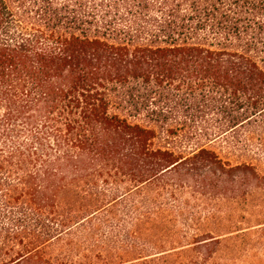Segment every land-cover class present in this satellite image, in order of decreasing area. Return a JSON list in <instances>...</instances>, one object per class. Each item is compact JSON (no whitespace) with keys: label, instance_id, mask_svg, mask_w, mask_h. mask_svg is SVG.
<instances>
[{"label":"trees","instance_id":"obj_1","mask_svg":"<svg viewBox=\"0 0 264 264\" xmlns=\"http://www.w3.org/2000/svg\"><path fill=\"white\" fill-rule=\"evenodd\" d=\"M243 262L264 264V0H0V264Z\"/></svg>","mask_w":264,"mask_h":264},{"label":"rangeland","instance_id":"obj_2","mask_svg":"<svg viewBox=\"0 0 264 264\" xmlns=\"http://www.w3.org/2000/svg\"><path fill=\"white\" fill-rule=\"evenodd\" d=\"M137 122L145 125V122L144 121L137 120ZM148 126H150L152 128L154 127V129H155L156 137L154 139V143H155L156 146L162 147V146H166V144L169 143V146L171 147V140H172V138H170V137L167 138L165 136L164 131H162L161 129H159L157 126H151L150 124H148ZM209 147L212 148L213 150H215L218 153V155L221 158H223V159H228L231 162H234L235 160H238V158L236 156H232L231 154H229V150L226 147H224V145H221V144H211ZM220 255H222V252H219L218 251L217 254H216V256L214 257L215 262H219L220 261L218 259L219 258L218 256H220ZM238 257L241 260L248 261V260H250L251 255H249V256H244L243 255L242 256V255H239L238 254ZM235 264H238V263H235Z\"/></svg>","mask_w":264,"mask_h":264}]
</instances>
